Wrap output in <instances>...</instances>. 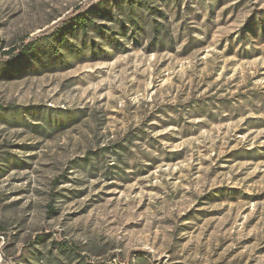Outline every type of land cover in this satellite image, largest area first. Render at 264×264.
<instances>
[{
  "label": "rangeland",
  "instance_id": "rangeland-1",
  "mask_svg": "<svg viewBox=\"0 0 264 264\" xmlns=\"http://www.w3.org/2000/svg\"><path fill=\"white\" fill-rule=\"evenodd\" d=\"M0 43V264H264V0H0Z\"/></svg>",
  "mask_w": 264,
  "mask_h": 264
},
{
  "label": "trees",
  "instance_id": "trees-1",
  "mask_svg": "<svg viewBox=\"0 0 264 264\" xmlns=\"http://www.w3.org/2000/svg\"><path fill=\"white\" fill-rule=\"evenodd\" d=\"M85 27V26H84ZM3 43H0V52L2 53V55H4V58H6L7 60H14L15 59V50L11 49V50H4V47H2ZM19 60H15V63L18 62Z\"/></svg>",
  "mask_w": 264,
  "mask_h": 264
}]
</instances>
